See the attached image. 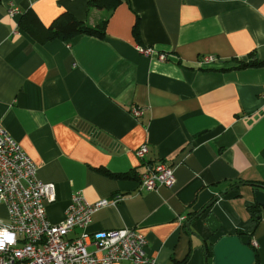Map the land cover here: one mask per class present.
Returning <instances> with one entry per match:
<instances>
[{
    "label": "crops",
    "instance_id": "1",
    "mask_svg": "<svg viewBox=\"0 0 264 264\" xmlns=\"http://www.w3.org/2000/svg\"><path fill=\"white\" fill-rule=\"evenodd\" d=\"M90 1L0 0V119L38 179L55 184L49 220L62 222L76 193L118 199L93 215L89 233L134 229L156 264H214L208 249L243 231L264 264V208L257 221L250 212L264 186V67L235 68L264 61V0H129L112 12ZM29 10L46 27L64 13L107 21L106 36L40 44L19 28ZM203 56L217 61L201 65ZM159 162L175 169L176 184L142 190L141 174Z\"/></svg>",
    "mask_w": 264,
    "mask_h": 264
},
{
    "label": "built area",
    "instance_id": "2",
    "mask_svg": "<svg viewBox=\"0 0 264 264\" xmlns=\"http://www.w3.org/2000/svg\"><path fill=\"white\" fill-rule=\"evenodd\" d=\"M16 12L13 7L10 14ZM138 50L148 58L169 60L167 54L153 48L139 47ZM216 61L214 56H203L199 63L211 65ZM132 114L139 118L143 112L133 109ZM148 152V146L144 145L136 155L143 159ZM37 172L34 160L0 119V204L8 211V221L0 219V264H156L145 250L146 237L138 230L88 232L93 215L116 205L118 199L90 203L81 193H76L65 219L52 223L46 205L56 200V187L41 182ZM175 184V169L165 162L147 165L140 176V188L146 191L172 188ZM179 221L183 222V218ZM75 230H80L79 235L71 237ZM90 246L95 251H90Z\"/></svg>",
    "mask_w": 264,
    "mask_h": 264
},
{
    "label": "trees",
    "instance_id": "3",
    "mask_svg": "<svg viewBox=\"0 0 264 264\" xmlns=\"http://www.w3.org/2000/svg\"><path fill=\"white\" fill-rule=\"evenodd\" d=\"M126 1L129 0H92L89 2V7L104 10L106 12H112ZM106 26L107 21H101L96 26H91L78 20L69 13H64L57 19H55L49 27H46L42 24L41 20L34 12V10H29L24 15H22L19 23V28L40 44H45L53 40L68 41L80 35H89L97 38H104L106 36ZM134 33L137 37L139 36L138 25H136ZM252 67H264V61H260L256 58H251L249 61L239 62V65L235 68L245 69ZM111 175L115 178H128V175ZM262 208L263 207H260L258 205L250 209L254 220L257 221L258 218L262 216ZM236 235L250 236V234L243 231H238ZM208 253L209 255H213V246L208 249ZM177 264L184 263L180 262Z\"/></svg>",
    "mask_w": 264,
    "mask_h": 264
},
{
    "label": "water",
    "instance_id": "4",
    "mask_svg": "<svg viewBox=\"0 0 264 264\" xmlns=\"http://www.w3.org/2000/svg\"><path fill=\"white\" fill-rule=\"evenodd\" d=\"M259 188L255 191V201L264 208V186ZM206 222L213 233L218 232L221 227L212 213L208 215ZM251 245V237L247 235H229L220 238L213 246L214 264H256L257 254Z\"/></svg>",
    "mask_w": 264,
    "mask_h": 264
}]
</instances>
